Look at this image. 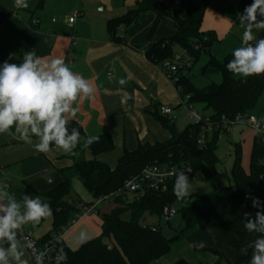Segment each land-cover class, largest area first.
<instances>
[{
    "label": "trees",
    "instance_id": "16d2710c",
    "mask_svg": "<svg viewBox=\"0 0 264 264\" xmlns=\"http://www.w3.org/2000/svg\"><path fill=\"white\" fill-rule=\"evenodd\" d=\"M46 0H38V8H42ZM213 0H188L180 8H172L163 0H139L137 7L127 12L111 17L107 21L108 30L113 39L123 40L118 36L122 26H128L145 12H154L156 19L149 31L152 33L161 18L172 15L175 21V33L169 38H162L146 51L147 56L155 62L161 63L166 69L174 63L173 49L175 45L183 49L182 60L177 63L173 71L174 85L181 97L182 103L203 104L212 110L209 116L216 125L229 123L236 117L247 113L257 98L264 93V75L250 76L246 79L237 77L229 72L226 64L230 56L224 60L211 57L209 63L214 64L222 73L221 83L211 82L200 88L188 76L187 69L199 58L203 49L209 48L218 41L213 32L201 29L206 9ZM252 0H244V9ZM13 14L12 11L0 4V24ZM254 44V43H253ZM164 62V63H163ZM166 62H169L166 64ZM160 110V108H159ZM162 123L168 127L172 137L166 142L154 144H139L135 149H125L115 168L97 158L86 159L85 151L91 150L94 156L111 151L114 141L110 134H100L98 142L90 146L86 143L83 126L76 120L68 119L66 125L68 134L75 129L80 138L75 149L68 155L73 163L59 169L63 180L56 185L42 202L49 203L52 209V228L44 234L39 242L43 243L54 238L73 219L83 213L85 207L95 203L98 198L109 200L113 198L115 206L103 213L101 217V234L83 242L77 249H71L62 242L60 249L52 252L49 264H150L171 250V242L164 235L159 225L143 223L146 213L161 216L165 205H177L178 213L186 222L184 230L196 227V231L214 228L218 232L231 236L227 244L235 250V258H230L223 250L211 247L196 249L210 251L216 256L214 264H250L254 251L253 242L262 234L248 232L244 225L249 218L255 219L257 211H264V143L255 135L252 142L249 168L242 163V149H236L232 166L234 185L220 186L214 192L178 199L173 188L166 192L144 191L136 192L130 199L124 189L125 182L139 174L141 170L153 163L165 165L191 164L194 172L201 169L205 174L217 169L219 158L217 155V139L221 129L216 128L201 144L199 134L201 125L189 123L180 130L173 118L160 117ZM55 145L54 143L51 145ZM80 178L84 186L93 196L90 201L73 198L71 191L73 182ZM260 200L259 208L253 207V200L246 196ZM105 201V200H104ZM83 202V208L79 203ZM130 212L129 217L124 214ZM16 239L19 231L16 230ZM0 247L5 250L9 242L0 240ZM66 259H62L63 254ZM9 264H16L9 256ZM172 264H189L185 258H180Z\"/></svg>",
    "mask_w": 264,
    "mask_h": 264
},
{
    "label": "crops",
    "instance_id": "0c3cea01",
    "mask_svg": "<svg viewBox=\"0 0 264 264\" xmlns=\"http://www.w3.org/2000/svg\"><path fill=\"white\" fill-rule=\"evenodd\" d=\"M91 1L99 6L98 10L92 8ZM138 1L46 0L44 6L38 8V0H26L28 6L25 8L17 6L16 0H0L1 5L13 12L0 24V65L6 60L22 63L24 54L35 50L36 55L46 61L53 58L64 60L74 73L88 80L93 85V98L85 99L81 94L71 105L78 111L74 117L68 114V119L78 121L88 138L100 134L112 136L114 148L111 151L96 156L89 149L84 153L86 159L97 158L112 168L117 166L125 149L133 150L139 144L166 142L172 137L160 117L173 118L180 130L190 123L188 119L182 124V112L178 108L185 106L174 83L167 77L161 63L146 54L155 42L173 36V16L161 18L154 31L149 33L156 14L145 12L118 30V36L123 40L113 39L108 30V19L137 7ZM163 1L174 7L183 6L181 2ZM75 11L79 14L71 23L69 19ZM34 19L38 20L37 25L32 24ZM237 23L238 18L211 6L206 9L201 29L218 37L217 32L231 33ZM121 79L127 82L121 84ZM161 106L171 108L172 114H162ZM38 143L39 138L30 132L28 141H23L15 127L7 133H0V192L6 194L2 202L6 204L8 197L15 198L21 204V213L25 211V196L40 197L43 201L62 182L59 169L73 163L68 157L72 150L65 151L53 145L47 153H42L35 149ZM26 226L33 224L21 225L31 232ZM51 228L52 214L50 226L39 230L38 235L31 233L40 239ZM220 235L226 241L231 238L227 233L220 232ZM16 241L24 264H35L20 233ZM63 241L71 249H76L68 244L67 232ZM224 250L230 258L236 257L231 250ZM207 257L209 261L216 260L214 254L212 257L205 255L202 259Z\"/></svg>",
    "mask_w": 264,
    "mask_h": 264
},
{
    "label": "clouds",
    "instance_id": "9594fccd",
    "mask_svg": "<svg viewBox=\"0 0 264 264\" xmlns=\"http://www.w3.org/2000/svg\"><path fill=\"white\" fill-rule=\"evenodd\" d=\"M16 5L27 7L26 0H16ZM264 0H252L240 16L246 22L243 42L232 51V58L226 68L234 75L246 79L250 76L264 75V38L255 43L252 30L264 29ZM11 58V57H10ZM121 79L120 83H126ZM93 85L81 74L74 73L60 58L46 61L36 55L35 50L24 54L22 63H9L7 60L0 65V133H7L15 127L20 138L27 142L29 132L39 138L35 145L38 152L47 153L54 143L65 151L75 149L80 138L77 130L68 134V114L73 117L78 111L72 108L73 102L81 94L83 98H93ZM99 137H89L86 143L90 146ZM188 170L175 174L174 194L178 199L191 195V185ZM6 194L0 192V240L6 239L9 248L0 247V264H9L11 256L16 264H24L16 241V230L22 224L32 222L38 224L42 219L52 214L51 205L42 202L40 197L25 196L23 204L25 211L21 213V204L15 198L8 197L7 203L2 201ZM253 200V207L259 208L260 200ZM248 232H258L262 235L253 242L254 251L250 264H264V211H257L255 219L249 218L244 225ZM86 237L81 234L80 239ZM199 247H204L201 243ZM63 254L62 259H66Z\"/></svg>",
    "mask_w": 264,
    "mask_h": 264
},
{
    "label": "rangeland",
    "instance_id": "374dc122",
    "mask_svg": "<svg viewBox=\"0 0 264 264\" xmlns=\"http://www.w3.org/2000/svg\"><path fill=\"white\" fill-rule=\"evenodd\" d=\"M166 1L167 3H172V0ZM243 2L244 0H213L208 6L215 7L222 13L228 14L231 17L238 18V23L231 33L225 32L219 34L217 32L219 40L209 48L203 49L197 61L193 62L190 68L186 70L188 76L198 87L203 88L212 81L215 83L222 82L223 77L221 71L214 64L209 63V61L213 56L217 57L219 60H224L228 56L232 58V51L243 42V34L246 29V22H242L240 19L243 13ZM90 5L95 10L99 9V6L95 5L93 1H91ZM170 6L175 8L174 5ZM180 7L181 5L176 6V8ZM258 19H264V17L258 16ZM252 34L254 40L249 43H254L256 40L264 38V29H253ZM180 53L183 54V49L175 45L173 54ZM194 107L200 114L209 115L212 113V110L208 109L203 104H195ZM178 109L182 112L180 117L182 124H185L189 119L187 118L188 113L182 105L179 106ZM248 113L253 114L258 120L264 123V93L257 98L254 105L248 109L247 113L242 115L240 122L233 123L228 126L226 130H221L217 139V155L219 158L217 169L211 171L208 175L201 169L197 170L190 180L191 195L188 197L202 196L214 192L220 186L234 185L232 166L236 155V149L239 147L242 149V163L246 169L249 168L251 147L256 133L244 122ZM71 196L81 199L82 201H90L93 199V196L84 186L80 178L74 180ZM134 196L135 193H129L130 199ZM82 205L83 202H80L79 206L83 208ZM114 206L115 203L113 198L97 204L96 209L91 214L83 216L74 226L67 229L68 244L77 249L84 241L99 236L101 234V217L103 213L109 212ZM175 206L178 207L177 205ZM129 215L130 212L124 214L125 217H129ZM142 221L149 225H159L164 235L172 240L171 250L158 261L150 264H172L180 258L187 259L190 264H207L211 262L209 258L202 259V257L205 255L212 257L213 253L196 249V246L201 243L204 244V247L222 249L226 255H228V253L224 249L228 251L231 250L233 255L236 254L235 250L227 244L225 237L220 235V232L214 228L196 231V227H192L184 230L183 236H179L182 230L186 228V222L179 213L170 223H165L158 215L150 213H146V218ZM31 223L32 222H30V224ZM32 224L33 226H26V228L35 235H38L37 233L39 230L51 225V215L41 220L38 224ZM81 234L86 237L84 240L80 239Z\"/></svg>",
    "mask_w": 264,
    "mask_h": 264
},
{
    "label": "built area",
    "instance_id": "2783aa9c",
    "mask_svg": "<svg viewBox=\"0 0 264 264\" xmlns=\"http://www.w3.org/2000/svg\"><path fill=\"white\" fill-rule=\"evenodd\" d=\"M174 2H181L186 4L188 0H173ZM79 12L75 11L73 16L69 19L72 23ZM33 25L38 24V20L34 19L32 21ZM182 60L181 54H176L173 62L170 63L165 70L167 77L174 83L173 71L177 66V63H180ZM169 62H166V64ZM188 112V118L191 123L201 125V132L199 134V142L201 144L205 143L208 140V137L216 128L227 129L228 126L233 123L240 122L242 115L236 117L234 120H231L229 123H224L219 126L216 125L215 121L209 116L200 114L193 105L182 103ZM160 112L164 115L170 116L172 114V109L168 106H161ZM246 114V113H245ZM244 115V114H243ZM244 122L250 126L260 138L262 143H264V123H262L256 116L248 113ZM188 170L186 174L189 176V180L192 179L195 174L194 168L191 164L187 163L184 165H165L153 163L145 166L141 172L125 182L124 189L130 193L144 192V191H158L166 192L171 188H174L175 174ZM105 198H98L94 204L84 208L83 213L78 216L77 219H73L69 226L64 228L61 232L54 236L46 242H39V239L35 238L31 232L24 230L22 227L17 229L22 236V239L25 241L30 255L34 260L35 264H49L52 260V252L60 249L63 242V236L67 232V229L72 227L78 220L83 216L91 214L95 209L96 205L106 200ZM178 214V208L175 205L167 204L163 207L160 219L165 223H170L171 220ZM207 264H214V261L208 262Z\"/></svg>",
    "mask_w": 264,
    "mask_h": 264
}]
</instances>
